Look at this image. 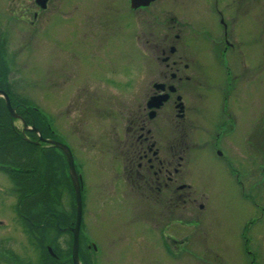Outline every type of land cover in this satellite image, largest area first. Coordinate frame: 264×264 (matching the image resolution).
Returning <instances> with one entry per match:
<instances>
[{
	"label": "rangeland",
	"instance_id": "rangeland-1",
	"mask_svg": "<svg viewBox=\"0 0 264 264\" xmlns=\"http://www.w3.org/2000/svg\"><path fill=\"white\" fill-rule=\"evenodd\" d=\"M21 1L26 9L34 3L33 0H0V34L8 40L6 62L12 69L9 74L13 91L18 98H25L29 106H36L40 116L44 114L53 129L70 140L69 146L84 184L82 230L85 241L96 246L90 252V264H264V162L259 158L258 151L252 153L246 139L256 130L246 127L245 138L240 136V131L227 134L231 173L223 161L207 155H197L194 164L188 166L192 173L191 181L188 179V182L194 184L193 190L197 188L204 194V200H198L196 204L186 203V207L181 203L177 204L178 207L174 204L171 216L160 214L167 211L165 204H154L157 213H153L150 205H143L141 209L137 204L128 203L135 198L128 185L123 186V192L121 188L120 196L129 201L120 200L119 177L115 174L117 160L111 155H106L107 158L103 160L99 155L102 146L98 143L97 134L101 130L94 114L95 85L93 87L92 80L100 75L104 79L117 76L120 80L123 72H126L124 75H131L134 70L133 75L136 76L133 80L139 83L137 75L140 62L136 54L131 52L130 63L126 65L127 59L124 58L129 50L122 41H117L110 50L91 54L87 39L82 34L85 18L81 15V7L73 25L77 29L79 43L66 50L63 45L70 43L68 22L60 33L56 30L58 23H53L46 28V35L41 34L37 27L26 26L21 16V9H24ZM89 1L81 0L80 4L86 5ZM226 1L233 2L235 6L240 2ZM241 1L240 7L236 9L240 12L250 10L248 15L251 18L248 24L245 21L241 23L239 32L244 45L239 51L242 59L248 60L253 74H256V80L245 92L253 95L254 104L258 106L256 112L260 116L261 111L264 117V0H249V8L247 1ZM118 3L123 6V16L128 18L130 0H120ZM154 4L150 7L154 15L152 19L160 16L164 18L166 14L183 20L199 15L204 18L197 23H206L217 32L214 0H157ZM146 14V11H139L137 16L145 20ZM79 17L83 18L82 21ZM126 35L130 36L128 33ZM79 79L83 88L80 92L72 83ZM137 96L131 92L120 95L125 103L117 102L114 108L118 131L125 126L126 111ZM26 110L20 109L18 112L27 115L29 112ZM103 110L106 111L105 108ZM15 124L23 128L20 120L15 121ZM84 135L86 140L82 139ZM29 137L32 138L31 135ZM109 151L112 152V149ZM23 160L37 168L31 159L24 157ZM7 177L0 172L1 185ZM11 189L0 196V237H11L10 243L15 247L21 263L36 264L39 258L42 261V253L47 252L48 244L45 249L43 240L31 239V234L27 233L28 236L23 233L19 218L16 217L18 196L13 191V184ZM61 195L59 201L62 211H57L65 218L63 227L75 226L74 221L71 224L68 220L76 208L75 196L65 190ZM28 200L36 204L30 212L34 214L32 218L36 222L48 215L42 212V206H38L36 199ZM198 203H203L206 208L201 210ZM52 218L49 216L46 223L52 222ZM64 236L68 248L70 237ZM169 237L176 239L177 243L173 244ZM50 259V263H53L54 260ZM67 261L73 264L72 254Z\"/></svg>",
	"mask_w": 264,
	"mask_h": 264
},
{
	"label": "flooded vegetation",
	"instance_id": "flooded-vegetation-1",
	"mask_svg": "<svg viewBox=\"0 0 264 264\" xmlns=\"http://www.w3.org/2000/svg\"><path fill=\"white\" fill-rule=\"evenodd\" d=\"M75 1L33 0L34 3L29 9H26L21 1L24 6V9H21V16L26 26L37 27L41 34H45L46 28L53 23H58L56 30L60 33L68 22L70 28L67 35L70 37H68L70 43L63 45L67 50L68 47L77 46L79 43L77 29L73 25L75 15L81 7V15L85 18L79 17L80 21L83 19L85 23L82 34L84 39H87L91 54L97 55L102 50H110L117 41L125 43L124 46L129 50L124 58L127 59L126 65L130 63L131 52L136 54L137 61L140 62L137 75L139 83L133 80L136 76L133 75L134 70L131 75H124L126 72H123L120 80L117 76L116 78L113 76L114 79L112 77L104 79L102 75L95 76L92 80L93 87L95 85L94 114L101 130L97 134L99 139H95L102 146L99 155L103 160L107 158L106 155H111L117 160L115 174L119 177L120 200L129 201L120 196V190L122 188L123 192L124 185L131 187V192L135 196L133 202L128 203L137 204L140 208L143 205H150L153 213H157L154 204H165L167 211L160 213L161 215L172 214L174 204L178 207L177 204L181 203L186 207V203L196 204L198 200H204V194L197 188L193 190L194 184L188 182V179L191 181L192 174L188 166L194 164L197 155H207L223 161L230 171L231 155L228 150L227 134H236L240 131V136L245 138L247 135L245 131L248 130L246 127L256 130L246 139L252 153L258 151L259 158L264 162V154L261 153L264 152L262 137L264 117L261 111L258 116L256 112L258 106L254 104L253 95L245 92L256 80V74H253L248 60L242 59V53L239 51L244 45L239 32L241 23L245 21L248 24L251 18V15H248L250 10L240 12L236 9L243 1L240 0L235 6L233 2L224 0L225 2L221 3L223 0H214L217 32L205 25L206 23L198 24L197 21L204 18L199 15L183 20L178 16L166 14L164 18L160 16L152 19L154 15L150 7L155 5L157 0L144 7H135L130 0V8H127V11L130 10L128 14L132 19L129 17L125 19L123 16L121 11L123 6L118 3L120 0H91L86 5L80 4L81 0ZM246 1L249 8L250 1L244 0V3ZM22 6L20 7L23 8ZM139 11L147 12L145 20L137 16ZM125 33L130 36L126 37ZM120 34L122 38H119ZM0 40L3 43L2 50L6 54L8 40L1 34ZM6 56L7 54L5 59ZM110 62L112 63V60ZM1 68L8 70L7 81L12 86L9 74L12 70L11 65H7V62L0 58ZM72 83L78 92L83 90L80 79L73 80ZM116 84L120 87H115ZM0 90L5 91L12 101L6 87H0ZM128 92L138 96L126 111L125 126L118 131L119 125L115 121L114 108L117 102L124 105V98L120 95ZM0 100H4L6 105L5 97L0 95ZM103 119L104 121H101ZM15 121L17 119L14 118L12 124L16 145L22 143V136L25 138V135L32 143L38 144L36 142L41 141L39 138L41 131L39 132V127L33 122L31 127L37 130L27 128L23 130L24 128H19ZM33 133L37 135L36 138L33 137ZM41 136L47 137L42 133ZM64 137L68 139L67 136ZM82 139L86 140L87 137L84 135ZM2 142L4 140L0 139V144ZM68 142L70 145V140ZM43 143L40 142L38 145ZM110 148L112 152L109 151ZM2 163L0 172L8 177L5 178L6 182L3 181V185L0 184V196L10 192L11 185L15 184L11 173L23 172L18 171L17 166L15 169L9 167L8 161ZM16 181L21 185L25 184V177ZM197 205L201 210L206 208L203 203ZM28 212L20 206L16 209V217L19 218L23 233L28 235V230L30 231L33 225L35 228H32L38 234L37 238L43 240L45 249L48 244L47 256L41 252L45 257H42V261L39 258L40 261L36 264H66L68 257L65 254L67 248L65 236L62 234L57 237L56 233L52 234L53 242L57 241L61 246L58 251L49 242V234L45 231L46 220L49 216L54 217L55 221L52 223H55L61 232L71 231L61 225L60 219H56L53 212L42 218L44 222L38 223L31 219ZM71 233L73 236V232ZM170 240L173 244L177 243L174 238ZM10 241V236L0 237V264H24L18 260V253ZM49 246L54 255L49 251ZM84 249L90 251V244L85 243ZM50 258L54 260L53 263H50Z\"/></svg>",
	"mask_w": 264,
	"mask_h": 264
},
{
	"label": "trees",
	"instance_id": "trees-1",
	"mask_svg": "<svg viewBox=\"0 0 264 264\" xmlns=\"http://www.w3.org/2000/svg\"><path fill=\"white\" fill-rule=\"evenodd\" d=\"M3 43L0 40V58L3 62H6L5 59V52L2 50ZM6 66V63H4ZM4 67V66H2ZM8 70H5L4 68L0 69V87H3L7 89V92L9 95L12 97V103L14 107L18 108V111L20 109H25L27 108L26 111L29 113L25 115L24 113H19L20 115L22 114L27 122L31 124L33 122L37 127L40 128L43 136H49L50 135V129L47 127V124L45 123L42 118L32 111L27 102L24 100L18 101L17 97L15 96L13 92V86H11L10 83H8ZM22 102V103H21ZM21 106H18V105ZM20 112V111H19ZM36 116H35V115ZM38 117V118H37ZM14 121V118L10 116L9 110L5 105L4 100H0V139L4 140L6 139V142H2L0 144V163L4 164L5 161H8L9 166L14 169L16 168L15 166L19 167L18 171H23L19 172L17 174L11 173V177L14 179V186H13V191L16 192L18 196V204L16 208L19 206L24 209L28 210L31 219L35 222H44V219H39V221H35V219L32 218L34 215L33 213H30L32 209H34L33 206L36 204L33 202H28L30 198L36 199L38 202V206H42V212L44 214L53 212L55 215L59 216L60 222L62 226H65L66 221L65 218L62 217L61 212L57 211L58 209L61 210L60 206V198L62 191H69V193L73 194L71 196L74 197V190L72 188V182L71 179L69 178V172L67 171V159L63 155L62 152H60L59 149L50 147L48 145L41 144H35L31 143L26 140L22 136V143L20 145H16V139L14 135V128L12 122ZM34 138L37 137L35 133ZM44 146H47L46 148ZM7 156V157H6ZM24 157H27L32 160L33 163L37 164V168L31 165L30 163H25L23 160ZM29 168V169H25ZM37 171V173H36ZM28 172V173H27ZM44 174V175H43ZM62 175V178L60 179ZM25 177V184H20L16 180L18 178ZM64 178V179H63ZM43 194L42 197H39L40 194ZM28 208H27V207ZM76 207V206H75ZM26 208V209H25ZM74 212L72 215L69 216L70 222H73L76 217V208H74ZM62 211V210H61ZM44 216H42L43 218ZM53 222L55 221V218H52ZM35 228L33 225L31 226L30 231L28 230L29 234L32 235L31 239H39L37 238V235L34 232ZM46 228V234H49V242L60 251L61 246L60 244L57 243V241L53 242L52 240V234L56 233L57 237L61 236L62 234L70 236L69 241H68V248L65 249V254L67 257L70 258L71 256V248H72V233L70 232H61L58 227L55 226V223L52 222H47ZM31 232V233H30ZM40 233V232H38ZM40 235V234H39ZM42 241V240H41ZM82 247H81V259L83 264H90V259L88 251L84 249L85 243L83 241V236H82ZM45 250H43L44 252ZM47 256V253H44ZM45 257V256H44ZM68 262V261H67ZM66 262V263H67ZM68 264H71V261L68 262Z\"/></svg>",
	"mask_w": 264,
	"mask_h": 264
},
{
	"label": "water",
	"instance_id": "water-1",
	"mask_svg": "<svg viewBox=\"0 0 264 264\" xmlns=\"http://www.w3.org/2000/svg\"><path fill=\"white\" fill-rule=\"evenodd\" d=\"M43 2H46L47 0H42ZM155 2V0H132V5L135 7H144L147 5H150V3ZM0 95L5 97L6 99V106L8 107L11 115L16 118L20 119L23 121L24 127L29 129V130H37V128H32L27 125L26 120L20 116L16 109L12 106L10 98L7 96L6 92L3 90H0ZM39 138L41 141H37L36 143L40 144V142H46L51 146H56L58 148H61L65 155L66 158H68V164L70 168V174H71V179H73V184H74V190H75V195H76V200H77V216L75 220V226L69 227V230H71L74 233L73 237V248H72V259H73V264H81V258H80V253H79V248H80V229H81V224H82V216H83V200H82V189H81V179L77 173V169L75 168V159L73 158L72 151L68 145H64L60 143L57 140H52L48 138H43L41 134L39 133ZM49 251L54 255V252L51 247H49Z\"/></svg>",
	"mask_w": 264,
	"mask_h": 264
}]
</instances>
